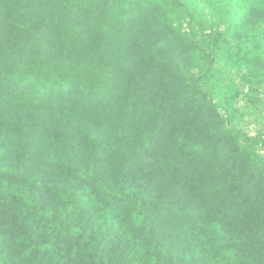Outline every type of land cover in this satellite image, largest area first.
<instances>
[{
    "label": "trees",
    "instance_id": "1",
    "mask_svg": "<svg viewBox=\"0 0 264 264\" xmlns=\"http://www.w3.org/2000/svg\"><path fill=\"white\" fill-rule=\"evenodd\" d=\"M263 25L264 0H0V264H264Z\"/></svg>",
    "mask_w": 264,
    "mask_h": 264
},
{
    "label": "rangeland",
    "instance_id": "2",
    "mask_svg": "<svg viewBox=\"0 0 264 264\" xmlns=\"http://www.w3.org/2000/svg\"><path fill=\"white\" fill-rule=\"evenodd\" d=\"M261 32L264 33V25L262 26ZM244 129L246 132L253 135L257 130L261 129V126L256 123H251L249 126H245Z\"/></svg>",
    "mask_w": 264,
    "mask_h": 264
}]
</instances>
